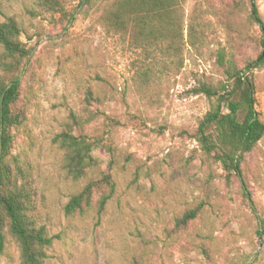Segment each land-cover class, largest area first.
<instances>
[{
  "label": "rangeland",
  "instance_id": "rangeland-1",
  "mask_svg": "<svg viewBox=\"0 0 264 264\" xmlns=\"http://www.w3.org/2000/svg\"><path fill=\"white\" fill-rule=\"evenodd\" d=\"M35 1L0 0V22L14 16L31 47L21 78L26 117L13 129L11 153L28 172L36 220L53 237L43 264H264V140L241 164L244 192L190 138L215 100L194 89H219L225 81L217 51L241 64L262 49L249 13L255 4L264 23V0H242L228 26L232 0H203L205 37L176 52L164 43L138 48L107 33L100 0H62L73 13L65 29L58 14L38 13ZM200 1L182 3L184 28ZM254 77L255 109L264 120V65ZM88 87L106 113L125 121L114 135L115 187L99 215H66L63 205L87 178L66 175L64 152L52 139L70 111L80 113ZM198 205L192 221L175 225ZM0 264H21L9 234Z\"/></svg>",
  "mask_w": 264,
  "mask_h": 264
},
{
  "label": "trees",
  "instance_id": "trees-1",
  "mask_svg": "<svg viewBox=\"0 0 264 264\" xmlns=\"http://www.w3.org/2000/svg\"><path fill=\"white\" fill-rule=\"evenodd\" d=\"M92 1L81 0V3L90 5ZM184 1L100 0L99 21L107 33L126 36L135 47L145 49L164 43L166 50L176 52L181 50V45H196L205 37L203 0L196 4L197 8L194 6L185 28L181 6ZM241 6L242 0H232L226 11L230 19L225 23L227 26ZM35 7L38 13L58 14L63 29L71 23L73 13L66 9L62 0H36ZM249 19L259 26L257 44L262 49L241 64L233 55L226 57L223 49L217 51L216 61L225 81L219 89L205 84L194 89L193 92L215 97V100L190 135L200 151L220 165L225 180L238 178L244 192L241 164L264 140V120L255 109L254 94V69L264 65V23L253 3ZM22 33L14 16H5L0 22V256L5 248L6 234H9L19 248L21 264H43L53 237L37 222L28 172L11 153L13 129L26 117L21 78L31 47L21 40ZM101 106V96L86 88L80 113L70 111L62 129L52 139L64 152L66 175L72 180L87 178L80 190L71 194L63 205L66 215L83 214L90 209L99 215L114 192V135L125 121L106 113ZM99 151L107 158L101 159ZM199 211V205L186 209L175 219V225L186 226ZM261 223L264 227V219Z\"/></svg>",
  "mask_w": 264,
  "mask_h": 264
}]
</instances>
